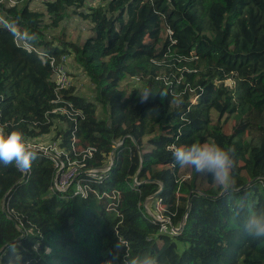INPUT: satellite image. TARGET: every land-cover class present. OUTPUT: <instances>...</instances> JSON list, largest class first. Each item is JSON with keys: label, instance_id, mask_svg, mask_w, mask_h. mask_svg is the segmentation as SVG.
<instances>
[{"label": "trees", "instance_id": "trees-1", "mask_svg": "<svg viewBox=\"0 0 264 264\" xmlns=\"http://www.w3.org/2000/svg\"><path fill=\"white\" fill-rule=\"evenodd\" d=\"M11 1L0 0V128L28 144L56 132V150L31 146L28 171L0 164V264H264V238L244 231L264 211V0ZM72 16L90 25L83 45L62 29ZM63 56L93 101L72 85L53 103L50 59ZM192 143L232 150L234 193L201 195L197 173L185 178L172 150ZM62 163L77 168L66 191Z\"/></svg>", "mask_w": 264, "mask_h": 264}, {"label": "clouds", "instance_id": "clouds-1", "mask_svg": "<svg viewBox=\"0 0 264 264\" xmlns=\"http://www.w3.org/2000/svg\"><path fill=\"white\" fill-rule=\"evenodd\" d=\"M152 92L145 89L140 92V102H147ZM37 152L27 143L22 131L10 133L0 128V164L5 167L15 166L18 170H30ZM175 163L202 175H210L213 180L225 189L227 194L236 191L233 176L235 160L231 149H225L216 143H192L175 146L172 150ZM236 215H239L237 210ZM245 233L253 239L264 238V211L249 214L244 223ZM15 251L13 247L11 249ZM20 259L19 256L16 257ZM9 264H13L12 259ZM123 264H158L155 256L149 254L125 258Z\"/></svg>", "mask_w": 264, "mask_h": 264}, {"label": "rangeland", "instance_id": "rangeland-1", "mask_svg": "<svg viewBox=\"0 0 264 264\" xmlns=\"http://www.w3.org/2000/svg\"><path fill=\"white\" fill-rule=\"evenodd\" d=\"M16 1V3L19 0H13ZM102 0H90L89 6H96L98 5ZM34 6L38 9L43 10V4L41 0H35L33 3ZM62 29H65L67 33L73 37L71 40L75 41V43L83 45L85 41L92 36V32L90 31V25L84 21H82L78 16H72V18L68 21H66L62 27ZM48 33L54 34L53 36H58L60 33L57 31L50 30ZM68 66L70 67V76L72 85L75 87L76 93L80 96L86 97L89 100H94L95 98V85L90 81V79L85 75L83 71H81L76 63V61L72 58L69 61ZM231 84V82H228ZM99 114L101 117H105L106 114H104V111L99 109ZM234 125L233 123L226 124L224 127V131L227 134H231V127ZM56 132L50 136L45 138L44 140H38V141H30L29 145L32 147L38 146L42 147L47 150H56L55 145L52 143V139L54 138ZM187 172L185 178H190L193 174L191 173L190 169H185ZM77 173V168L70 166L69 169L63 168L59 172L60 177L58 178V185L60 188H65V186L70 183L73 178L75 177ZM73 177V178H72ZM197 178V185H198V193L203 195L208 190L212 189L216 193L224 192L225 189L218 185L214 180L211 181L210 175H202L198 174L196 175ZM147 209L153 213L154 215L158 216L160 215L161 211L154 212L150 205L147 204ZM160 217V216H158Z\"/></svg>", "mask_w": 264, "mask_h": 264}, {"label": "built area", "instance_id": "built-area-1", "mask_svg": "<svg viewBox=\"0 0 264 264\" xmlns=\"http://www.w3.org/2000/svg\"><path fill=\"white\" fill-rule=\"evenodd\" d=\"M12 4H15V2L12 0L11 1ZM16 40L18 41V37L16 38ZM22 44L24 45L23 47L28 50L29 52L33 51V48L26 44L24 41H22ZM41 56H43V54H41L40 52H38ZM50 64L53 67L54 70V74H53V80L55 83V93H56V99L53 101L54 104H59V103H65V100L62 98V94L65 90H68L71 86H72V81H71V76H70V72L68 69V57H62L61 62H58V60H56V58H51L50 59ZM57 111H62L63 113H67V109L65 108H56L54 112ZM77 114H79V112H77ZM42 151H46L47 149L44 150V148H42ZM113 165V163L111 162V166ZM62 168H64V164L62 163ZM61 168V169H62ZM61 169L58 171L57 174V178H56V183L55 186L59 191H66L67 188L69 187L70 183H68L65 188H60L58 185V178L60 177L59 172L61 171ZM108 170V169H106ZM105 170V171H106ZM98 171H103V169L101 170H91L90 172L92 174H95ZM147 207V204H146ZM159 209V207H158ZM160 210V209H159ZM149 215H151L156 221L160 222V223H164V224H171L170 221L168 220H163V218L160 216H156L153 213H151L148 209H147ZM182 225L180 227H175L173 225H171V230L170 233L171 234H177L181 231ZM168 228L164 227V230L166 231Z\"/></svg>", "mask_w": 264, "mask_h": 264}, {"label": "crops", "instance_id": "crops-1", "mask_svg": "<svg viewBox=\"0 0 264 264\" xmlns=\"http://www.w3.org/2000/svg\"><path fill=\"white\" fill-rule=\"evenodd\" d=\"M69 36H70V35H69ZM70 38H73V37L70 36Z\"/></svg>", "mask_w": 264, "mask_h": 264}, {"label": "water", "instance_id": "water-1", "mask_svg": "<svg viewBox=\"0 0 264 264\" xmlns=\"http://www.w3.org/2000/svg\"><path fill=\"white\" fill-rule=\"evenodd\" d=\"M148 201H150V200H148ZM148 201H147V202H148Z\"/></svg>", "mask_w": 264, "mask_h": 264}]
</instances>
